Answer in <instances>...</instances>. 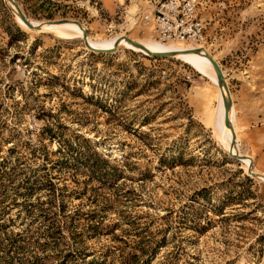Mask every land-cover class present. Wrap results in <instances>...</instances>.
Instances as JSON below:
<instances>
[{"label": "rangeland", "instance_id": "rangeland-1", "mask_svg": "<svg viewBox=\"0 0 264 264\" xmlns=\"http://www.w3.org/2000/svg\"><path fill=\"white\" fill-rule=\"evenodd\" d=\"M154 1L16 0L34 23L141 43ZM198 2L205 40L176 43L218 60L264 174V0ZM82 37L29 30L0 0V264H264V181L222 142L210 70Z\"/></svg>", "mask_w": 264, "mask_h": 264}, {"label": "bare ground", "instance_id": "bare-ground-1", "mask_svg": "<svg viewBox=\"0 0 264 264\" xmlns=\"http://www.w3.org/2000/svg\"><path fill=\"white\" fill-rule=\"evenodd\" d=\"M18 19H19V22L22 26H26V24L19 17H18ZM51 30L57 32L60 36L65 37V38L66 37H71V38L72 37H82V33H83V31H81L79 26L73 22H66L63 24H51V25L46 24L42 30H38V31L39 32H45V31H51ZM122 37H124V36H122ZM88 40L94 46L109 48L110 46H112L115 43L116 38L97 42V41L91 40L89 35H88ZM134 41H137V40H134ZM123 43L129 45L130 48H132L136 51L140 50V51L144 52L142 49L136 47L131 42L126 41V39L122 38L120 46H122ZM142 43L154 51H175L176 56H174V57H178V58L186 61L188 64H190L195 69H197L198 71H200L201 73H203L205 75H206V73H208V70H210L211 73H208V74L210 75L211 79L214 82L218 81V79L216 80L217 76L215 77L213 70H212V67H213L212 62L208 57V55H212V54H210L208 52V50H206L204 47H202V46L182 47V46H179L180 45L179 43H162L158 40L155 42L150 41V42H142ZM199 44H202V43H198L196 45H199ZM192 49H200L201 52H194V51H192ZM213 69H214V67H213ZM214 72H215V70H214ZM218 86H219V83H218ZM219 89H220L219 107L217 109L216 125L215 126L217 127V130H218V132L222 138V142H223L224 146L228 150L236 152V151H239V149L237 147H234V145L232 146V140H233L232 139V130L228 126H226L225 122H224V114L225 113H224V105H223V90L221 89L220 86H219ZM231 96H232V92H231ZM232 99H233V96H232ZM220 100H221V102H220ZM230 116H231V119L233 122V120H234V102H233V107H232ZM247 157H250V156H247ZM242 161L243 162L245 161V163L247 165H249L251 160H250V158H247V159L242 160Z\"/></svg>", "mask_w": 264, "mask_h": 264}, {"label": "built area", "instance_id": "built-area-1", "mask_svg": "<svg viewBox=\"0 0 264 264\" xmlns=\"http://www.w3.org/2000/svg\"><path fill=\"white\" fill-rule=\"evenodd\" d=\"M152 6L143 19L153 24L158 41L198 44L205 40L206 22L199 17L198 0H160Z\"/></svg>", "mask_w": 264, "mask_h": 264}, {"label": "water", "instance_id": "water-1", "mask_svg": "<svg viewBox=\"0 0 264 264\" xmlns=\"http://www.w3.org/2000/svg\"><path fill=\"white\" fill-rule=\"evenodd\" d=\"M7 1L9 2L10 6L13 8L15 15L18 16L26 24V26L29 30H42L46 24H50V25L51 24H63L66 22H73V23L77 24L79 26V28L83 31L82 39L84 40L86 47L89 50L96 52V53H114V52H116L118 50V48L120 47L121 41L123 38V39H126L127 41L131 42L136 47L142 49L144 51V53H146L147 55H150V56H170V57L176 56L175 51H154V50H151L149 47H147L145 44H143L139 41H134L133 39H131L128 36L119 37L115 41V43L112 47H109V48L97 47V46H94L90 43V41L88 40V31H87L86 27L84 26V24L82 22H80L79 20L61 19V20L41 21L39 23H34L30 18H28L19 9L16 0H7ZM192 51L201 52L200 49H192ZM208 57L211 60L212 65L214 67L219 86L223 90V105H224V113H225L224 114V122H225V125L228 126L232 130V133H233L232 146L234 145L237 147V134L235 132L234 125H233V122H232V119L230 116V113H231V110L233 107V99L231 96L230 87L228 85L224 70L222 69L218 60L216 58H214L212 55H208ZM229 153H230V155H232L233 157H235L241 161L245 160L247 158H250L251 161H250V164L248 167L249 174H251L252 176L264 181V174L257 173L254 171L253 158L252 157H247V155L241 153L240 151L233 152V151L229 150Z\"/></svg>", "mask_w": 264, "mask_h": 264}]
</instances>
